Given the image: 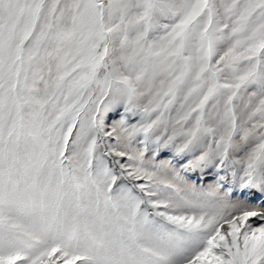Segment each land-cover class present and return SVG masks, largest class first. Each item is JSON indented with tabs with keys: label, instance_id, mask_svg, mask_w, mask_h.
<instances>
[{
	"label": "snow or ice",
	"instance_id": "1",
	"mask_svg": "<svg viewBox=\"0 0 264 264\" xmlns=\"http://www.w3.org/2000/svg\"><path fill=\"white\" fill-rule=\"evenodd\" d=\"M0 264H264V0H0Z\"/></svg>",
	"mask_w": 264,
	"mask_h": 264
},
{
	"label": "rangeland",
	"instance_id": "2",
	"mask_svg": "<svg viewBox=\"0 0 264 264\" xmlns=\"http://www.w3.org/2000/svg\"><path fill=\"white\" fill-rule=\"evenodd\" d=\"M111 121H109V123H110ZM209 180L211 179L210 177L208 178ZM207 182V181H206Z\"/></svg>",
	"mask_w": 264,
	"mask_h": 264
}]
</instances>
